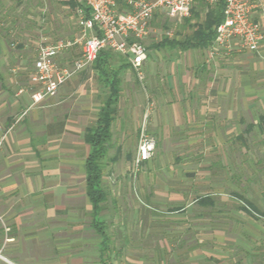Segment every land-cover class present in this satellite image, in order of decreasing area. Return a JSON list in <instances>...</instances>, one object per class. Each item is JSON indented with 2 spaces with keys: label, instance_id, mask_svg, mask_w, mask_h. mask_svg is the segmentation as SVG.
I'll list each match as a JSON object with an SVG mask.
<instances>
[{
  "label": "crops",
  "instance_id": "crops-1",
  "mask_svg": "<svg viewBox=\"0 0 264 264\" xmlns=\"http://www.w3.org/2000/svg\"><path fill=\"white\" fill-rule=\"evenodd\" d=\"M19 1L24 6L0 0V218L10 230V245L21 241L50 245L48 249L67 252L57 259L69 260L68 264H83L95 251L98 263L108 264L102 250L105 245L108 251L115 242L114 223L108 220L118 214L105 208L99 214L92 211L86 193L91 147L85 134L106 102L116 98L111 79H104L93 63L72 76L55 96L33 105L29 78L37 49L59 42L55 38L64 35L65 27L60 18L55 26L52 21L40 25L34 7ZM12 8L21 13L8 15ZM151 26L152 34L142 41L148 50L140 67L144 82L137 78L129 56L99 54V68L117 72L119 78V94L110 107L115 113L107 154L114 151L126 157L121 162L130 160L126 170L132 178L138 177L139 185L149 181L156 187L161 180L160 186L169 188L179 180L177 184L183 186L192 183L197 171L210 178L216 164L226 170L230 154L242 155L245 137L264 138V43L254 53L234 52L211 60L207 48L164 46L160 31ZM79 37L63 41L71 46L57 57L60 66L81 55ZM146 112V134L156 147L148 161L136 166L137 147L133 156L129 148H134L133 140L139 141ZM165 191L167 197L171 190ZM172 194L164 200L178 202L185 197ZM185 207L177 206L172 213L185 214ZM153 211L152 215H163ZM98 222L105 239L95 228ZM159 235L158 250H163V233ZM123 244L117 250H123ZM192 250H185L186 256ZM181 263L251 264L213 258H187Z\"/></svg>",
  "mask_w": 264,
  "mask_h": 264
},
{
  "label": "rangeland",
  "instance_id": "rangeland-1",
  "mask_svg": "<svg viewBox=\"0 0 264 264\" xmlns=\"http://www.w3.org/2000/svg\"><path fill=\"white\" fill-rule=\"evenodd\" d=\"M25 1V4L34 7L35 18L40 25L52 21V25L55 26L59 18L64 22L65 33L55 38V41H74L80 36L79 29L75 25L74 11L67 5L57 0ZM9 2L12 5L18 2L19 7L23 5L19 0H9ZM201 5L203 3H196L193 10L197 15L199 14V19L203 20L205 7L199 10ZM119 8L123 9V6L120 5ZM7 13L11 16L21 12L12 8V11ZM189 19V22L183 20L177 23L159 14L152 20V25L160 31L161 38H183L191 33L192 25L197 22L192 13ZM168 32L172 33V37L166 35ZM75 46L78 47L77 44ZM75 46H73L74 51ZM135 74L137 75V72ZM139 80L145 81V79ZM131 143H135L132 144L134 150L129 148L132 151L130 156H133L139 141L137 143V140H133ZM241 154V156L238 153L229 155L226 170L216 164L210 178L204 177L201 171H197L198 176L193 177L192 183L181 186L177 184L181 181L173 180L169 188L161 187V180L156 187L148 185L149 181L147 185H139L138 177L132 178L126 170L130 160L125 159L121 162V158L126 157L114 154V151L106 154L101 163L105 178L103 185L109 195L103 207L105 210L117 213L118 217L108 220L114 223L111 231H114L115 242L109 245L108 251H105L107 253L104 260H108V264H183L181 260L187 258L196 261L213 258L264 264V218L252 219L239 211L240 202L234 197V194H239L264 212V138L251 137V135L245 137ZM113 158L116 162L110 165L114 163ZM208 184L209 186H206ZM164 188L171 190L167 197ZM175 193L179 196L184 195V199L178 202L164 200ZM203 195L213 197L216 204L214 209H203L193 203L194 197ZM145 204L151 210L147 209ZM181 205L186 206L185 214L172 213L173 209ZM153 210L163 215H152ZM0 228L3 232L0 233V256L4 259L0 260V264H7V259L17 264L70 262L57 259L67 252L48 249L50 245L36 246L32 241H21L19 244L10 245V230L4 232L2 227ZM185 230H189L186 235ZM161 233H163V250H158ZM126 240L129 242L125 245L123 242ZM171 243L174 244L173 247ZM121 244L125 245V248L117 250ZM188 248L193 250L186 256L185 250ZM72 253L74 252H70ZM171 254L178 259L176 257L172 259ZM94 256L96 257L95 251L88 253L83 264H100Z\"/></svg>",
  "mask_w": 264,
  "mask_h": 264
},
{
  "label": "built area",
  "instance_id": "built-area-1",
  "mask_svg": "<svg viewBox=\"0 0 264 264\" xmlns=\"http://www.w3.org/2000/svg\"><path fill=\"white\" fill-rule=\"evenodd\" d=\"M198 0H75L78 7L76 24L80 32L81 55L67 66L57 63L59 54L67 50L69 42L40 45L30 83L32 104L55 96L58 89L72 76L90 67L103 51H111L130 57V64L142 79L141 65L147 60L148 50L142 41L152 34V20L163 14L166 18L181 22L191 15ZM216 6L219 0H204ZM123 6L120 9L119 6ZM172 37V33L166 34ZM264 43V1L224 0L223 20L215 28V38L208 48L209 58L224 59L234 52L254 53ZM146 112L139 134L136 166L148 161L155 141L146 134ZM1 142V141H0ZM1 144V143H0ZM0 227L7 226L0 218ZM0 260H4L0 256Z\"/></svg>",
  "mask_w": 264,
  "mask_h": 264
},
{
  "label": "trees",
  "instance_id": "trees-1",
  "mask_svg": "<svg viewBox=\"0 0 264 264\" xmlns=\"http://www.w3.org/2000/svg\"><path fill=\"white\" fill-rule=\"evenodd\" d=\"M62 4L67 5L72 11H76L78 4L75 0H59ZM203 3L199 6L205 7V14L203 20L199 19V14L195 13V10H191V13L194 18L197 19V22L192 25L191 33L185 38L182 42L177 41L176 39H167L163 37L162 44L164 46H180L181 50L190 49L193 47L196 48H209L215 38V28L223 20V6L224 0H219L216 6H210L203 0H198L196 3ZM205 4V5H204ZM186 22H189L190 19H185ZM99 58V56H98ZM98 58L94 62L96 68L100 72V75L104 76V79H111V94L116 97L115 100H109L106 102L104 108L101 109L98 120L95 125L87 128L85 134V141L90 145L91 152L87 159V171H86V193L91 202L92 211L94 214H99L103 209V205L108 199V191L103 185V165L102 160L105 158L108 147L111 140V123L114 120V111L111 110V105L116 103L117 96L119 94V78L117 72L111 74V71L106 67H101L97 65ZM114 159H112L113 161ZM234 197L237 198L240 202L238 210L245 213L248 217L252 219H258L259 217L264 218V212H261L250 200L239 195L234 194ZM196 205L203 209H214L216 204L215 200L211 195H205L199 198H196ZM102 223H96L95 228L99 234L103 235ZM106 251V246L102 250L103 253Z\"/></svg>",
  "mask_w": 264,
  "mask_h": 264
}]
</instances>
